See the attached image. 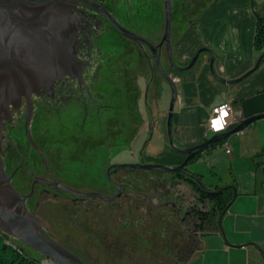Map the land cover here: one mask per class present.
Instances as JSON below:
<instances>
[{
  "label": "flooded vegetation",
  "instance_id": "obj_1",
  "mask_svg": "<svg viewBox=\"0 0 264 264\" xmlns=\"http://www.w3.org/2000/svg\"><path fill=\"white\" fill-rule=\"evenodd\" d=\"M94 1L106 14L94 10L90 2L87 5L80 1L72 8L78 26V60L73 75L63 76L51 85L45 84L40 89L41 92L33 95L31 128L33 138L42 152L32 147L28 138L25 126L27 102L23 97L21 106L11 109L12 117L4 118L6 131L3 130L5 136L1 150L3 168L6 174L11 176L13 186L22 194L29 193L35 179L39 178L33 194L27 198L28 207L36 211L49 235L80 258L92 264H187L202 251L204 238L210 233L209 212L213 207L212 202H202L195 190L194 193H186L182 188H173L179 182H186L174 177V172L170 175L164 174L169 182L162 181L157 188L155 183L153 188H144L136 185L139 176L136 168L115 169L113 166L117 164L114 158L126 151L135 158L132 160L134 163L172 161L165 156L154 157L148 154L150 147L157 146L158 150H161L159 148L165 144L173 150L168 127L169 110L160 109V112L155 114L147 104L146 90L143 91L139 87L138 92L135 85L128 87L133 77L139 83L142 76L144 80L148 78V82L153 76V82L157 73L163 80L156 57L153 56V47L146 41L137 42L130 39L112 20L155 46L161 39L152 40L142 33L143 23L140 22L144 21L139 19L136 13L140 15L152 7L159 8V5L163 6L165 13L164 0ZM218 2L220 1L172 0L173 17L176 15L183 21L176 28V38L172 44L178 57L179 50L184 54L188 45L185 39V21L188 20L187 24H194L196 20L208 14ZM190 38L192 37L188 39ZM207 47L212 49L210 45ZM165 48L166 45L163 44L159 49L161 63L174 78L181 71L170 65L171 63H168V68L163 64ZM133 55L137 58L136 62L139 63L143 75L130 74V67L124 58ZM214 57L213 50L212 59ZM180 60L184 65L190 62ZM105 72L113 77L112 85L109 83L107 86L104 83ZM77 74L81 75L78 77ZM157 99H160V96L153 99L156 109H159L160 101ZM132 105H135L136 109L131 110ZM216 106L218 105L214 107ZM133 112L137 119L129 120V114ZM37 115L41 119L35 124ZM46 119H53L58 129L60 125L67 127L69 137L78 148L93 147L95 151L100 150L101 154L109 150L108 141L99 139L102 135L113 130L118 134L123 130L124 124L130 127V131L132 127L135 129L132 130L133 134L131 133L126 148L116 151L112 156L110 154V158L105 154L108 158L104 162L109 163L105 170V179H100V184L89 186L90 189H83L61 181L51 169L50 160L53 157L43 149L33 133L38 123L43 125L41 121ZM92 136L98 141H92ZM174 141L177 145L181 143L176 136ZM89 142L91 144L87 146ZM118 142L120 141H116V145L112 147L118 146ZM200 142L197 141L191 146ZM131 146H137V149ZM27 147H30V151L37 152L36 157L26 155ZM177 154L179 157L171 163L179 164L186 157V154ZM185 168L188 169L187 166ZM29 177L32 180L27 188ZM111 178L123 185L120 195L112 200L103 196H78L56 188L53 184L59 180L65 185L83 189L82 191L114 196L117 187ZM111 260L113 262H110Z\"/></svg>",
  "mask_w": 264,
  "mask_h": 264
},
{
  "label": "crops",
  "instance_id": "obj_2",
  "mask_svg": "<svg viewBox=\"0 0 264 264\" xmlns=\"http://www.w3.org/2000/svg\"><path fill=\"white\" fill-rule=\"evenodd\" d=\"M219 1L200 20L186 24L185 39L188 45L184 54L179 50L182 60L188 59V55H193L203 45H210L215 53L211 60V55L206 52L193 71H188L183 77L181 73L174 77L179 88L173 130L184 144L181 146L185 147L205 140L207 119L215 105L225 102L233 105V116L227 130L237 126L241 119L264 113V60L256 70L238 82L229 83L214 75L216 73L221 78L232 80L241 77L255 65L260 55L255 48L245 45L233 48V44L225 47L224 41L228 37H237L240 30L236 25L242 28L238 17L249 13L250 5L256 0ZM259 1L255 2L254 9L256 13L262 12L264 15V0ZM226 25L231 28L229 34ZM255 26L256 17L254 33ZM212 35L216 38V45L210 43ZM168 146L165 144L159 148L161 150L157 146L150 147L148 154L165 156L174 162L179 155ZM227 147H230V153ZM201 158L202 163H212L216 168L215 174L221 175L220 184L207 185L209 188L234 185L238 192L223 219L227 238L222 235L220 227L217 229L211 223L202 251L187 264H264V117L215 144ZM221 164L225 170H222L224 166ZM211 181L214 178L210 177ZM176 187L195 192L188 182H179Z\"/></svg>",
  "mask_w": 264,
  "mask_h": 264
},
{
  "label": "water",
  "instance_id": "obj_3",
  "mask_svg": "<svg viewBox=\"0 0 264 264\" xmlns=\"http://www.w3.org/2000/svg\"><path fill=\"white\" fill-rule=\"evenodd\" d=\"M90 2L93 9L106 14L102 7L94 0H0V232L12 240H20L28 247L39 252L44 259L51 264H92L71 251L67 246L49 235L43 227V222L35 210L27 205V198L34 192V187L39 178L33 183L29 193L22 194L16 190L11 182V176L7 175L3 168L1 156L2 141L6 131L4 118L12 117V108L21 106L23 97L26 98L25 111L26 132L31 145L42 152V149L33 138L31 122L34 112V93L41 92L45 84H53L63 76L73 75L76 61L78 60V26L73 16L72 8L78 2ZM165 3V28L163 36L157 45H153L144 37L130 31L114 19V24L124 35L137 42L146 41L153 48V56L156 57L157 67L161 75L169 82L172 91V99L168 114V127L172 148L182 154H186L184 160L176 165L165 163H117L113 166L119 168H136L154 170L161 169L166 172H183L193 178L204 190L211 193H219L227 188L233 189V195L219 216V227L222 235L227 238L224 229V216L237 196V187L227 185L215 189L209 188L192 171L185 167L197 155L200 156L206 149L220 143L231 134L243 130L247 125L264 117V113L252 115L241 119L233 129L217 132L205 140L190 147L177 145L173 138L174 108L178 97V89L174 78L164 69L161 63L159 49L166 45L171 65L179 71L192 68L200 54L209 52L213 57V50L207 46L197 50L190 62L184 66H178L173 60V45L171 41L173 3L172 0H164ZM264 60V53L256 61L251 70L241 77L226 80L229 83L238 82L256 70ZM212 67V66H211ZM212 67V71H213ZM215 72V71H214ZM81 74H77L79 77ZM218 79L216 73L214 74ZM153 76L148 82L146 96ZM41 179V178H40ZM117 187L114 196L104 195L99 192H86L65 185L59 180L53 184L56 188L72 192L78 196H103L107 200L117 198L122 190V184L113 180ZM179 212V211H178ZM241 245V244H240ZM239 245V246H240ZM264 253V251H263Z\"/></svg>",
  "mask_w": 264,
  "mask_h": 264
},
{
  "label": "rangeland",
  "instance_id": "obj_4",
  "mask_svg": "<svg viewBox=\"0 0 264 264\" xmlns=\"http://www.w3.org/2000/svg\"><path fill=\"white\" fill-rule=\"evenodd\" d=\"M255 1V0H254ZM257 2L259 0H256ZM255 1V2H256ZM253 2V1H251ZM253 2L254 4L250 5L251 11L249 13H247L245 16L241 15L238 17V21L241 22L242 24V28L240 29L238 27V25H236V28L238 30H240V33L237 32V37L236 38H229L226 39L224 41V46L227 47L231 44H233V48H236L238 45H245L247 48L248 47H254V43H253V35H254V23H255V17L257 20V13L255 11L254 8H256V3ZM260 2V1H259ZM162 5H159V8L156 7H152V9H148L145 12H143L142 14L140 13L137 14L136 16L143 20L144 22H140V24L143 23V26L141 27L142 33L145 35H148V37L152 40H160L163 36L164 33V28H165V13L162 9ZM155 9V10H154ZM262 15V12H259ZM187 21H185V25L187 24ZM224 22V21H223ZM183 21L182 19H179V17H177L176 15L173 17L172 20V30H171V41L173 44V41L176 38V28L178 27V24H182ZM222 23V21L220 22V24ZM227 23V22H226ZM202 25H206V24H202ZM226 31L229 34V31L231 32V28L229 25H226ZM205 35V34H204ZM206 38V36H204ZM210 43L212 44H217L216 38L214 35H212L211 39H210ZM201 47H205L204 45ZM199 47V49L201 48ZM187 48V47H186ZM109 50H111L109 48ZM166 50V54L165 56H163V64L168 68V63H171L170 61V57L168 55V51L167 48H165ZM256 53H259V57L258 59L261 57L262 55V51L261 50H257L256 48L254 49ZM210 54V53H209ZM167 55V56H166ZM194 55V54H193ZM193 55H188V59H186V61L191 60V58L193 57ZM202 55H206V51L202 52ZM211 55V54H210ZM169 57V59H168ZM212 57V55H211ZM213 58V57H212ZM211 58V60H212ZM257 59V60H258ZM124 60L127 61V64L130 67V74H134L135 76L138 75L140 73V75H143L139 66V63H137V58L135 57V55L133 56H129V57H125ZM173 60L175 62V64L181 66L184 65V63L181 62V60L178 57L177 51L175 50L174 46H173ZM201 61V57L198 58L196 64L198 65ZM185 62V61H184ZM125 63V62H124ZM195 64V65H196ZM132 65V66H130ZM171 65V64H170ZM195 65L190 68L189 70L186 71H181V77H183L184 75H186V73L188 71H193L196 67ZM116 68V67H114ZM106 73V72H105ZM103 74L104 77V83L108 86V84L114 82L113 77H111L110 75H108L109 73ZM112 74V73H110ZM155 80L152 82L151 86H150V90L148 92V96H146V92H145V97L147 100V104L149 105L150 111L156 112L155 114H157V112H160V109L169 110L170 107V103H171V99H172V91H171V86L169 84V82L163 77V80L160 78V76L155 73ZM142 79L139 78V83H137L134 80L131 82L130 85H128V87H133L134 85L136 86V90L139 92V87H141V89L144 91L147 88L148 85V78H146L144 80V76L141 77ZM109 84V85H110ZM112 85V84H111ZM179 88V85L177 84V89ZM136 92V91H135ZM134 92V93H135ZM142 96V92H140L139 97ZM160 96V99H157L159 102V109H156V105L154 102V98H158ZM145 100V101H146ZM149 101V102H148ZM162 101V102H161ZM151 104V105H150ZM178 106V103L175 105V108ZM140 107L141 104H140ZM130 109L134 110L136 109L135 105L130 106ZM206 112L208 113L209 110L206 109ZM51 115V114H50ZM49 115V118H51ZM39 119V121H38ZM40 117L39 115L36 116V120H35V124L36 122H40ZM132 119H137V115H135V113H130L129 114V120ZM43 123V125L41 123H38L37 127H35V130L37 131V139L40 142V144L42 145L43 149L45 151H47V153L50 155V157L52 156L53 159L50 160V166L51 169L58 175V177L60 178V180L65 181L70 183L71 185L77 187V188H83V189H90L88 188L91 185H96V184H100V179H105V170L107 165H109L108 162H104L106 161L105 159L108 158V156L106 157L105 154L109 155V158L112 156V154H115L116 151L126 148V146L128 145V140L131 137V133L133 134L132 130L135 128H131L130 131V127H128V125L124 124L123 126V130H121V132H119L118 134L116 133V131H108L107 134L102 135V137H100V140H104L105 139L108 141V145H109V150H107V152H103L101 154L100 150L95 151V149L86 147V148H78L76 146V143H74L71 138L69 137L70 132L68 133V128L67 127H63V126H56V123L53 121V119H46L45 121H41ZM133 123V121H131ZM174 125V124H173ZM43 127V128H40ZM209 135H212V133H208L206 131V136L208 137ZM175 137L174 134V130H173V138ZM92 141H98L97 139H95L94 136L91 137ZM116 141H120L118 142V146H114L112 147V145H116L114 144ZM106 142V141H105ZM91 144V142H89L87 144V146ZM180 145H184L182 142L179 144ZM92 146H94V144L92 143ZM133 149L136 148L137 146H131ZM181 147H185V146H181ZM212 147V146H211ZM211 147H209L208 149H206L204 151L203 154L207 153L210 151ZM27 150L25 151L26 155L29 157V154L34 158L36 157V151H30V147L26 148ZM97 149V148H96ZM36 152V153H35ZM111 154V156H110ZM207 156V155H205ZM204 156V157H205ZM201 156H197L196 158H194L188 165V170L189 171H197L199 172V174L204 175V177H201L202 182L206 185H211V184H220V174H215L216 173V168L213 167L212 163L208 164L207 162H201ZM137 159V158H136ZM132 160H135V158L131 157V154H128V151L124 152V153H120L119 156H116L114 158V161L116 163H122L126 162V163H134ZM169 162V161H166ZM18 163V161L16 162ZM168 165H176L173 163H165ZM221 166H224L223 164H221ZM137 173H139L138 179H136V185L138 186H142V187H146V188H150V187H155L157 188L159 185H161V182H169L167 179H165L164 174L170 175L171 172H166L163 171L161 169H154V170H146V169H137ZM222 170H225V166L223 167ZM108 171V168H107ZM162 173V174H160ZM120 174V173H119ZM118 176V175H117ZM210 177L214 178V181L210 182ZM32 178L29 177L27 179V188L29 186V184L31 183ZM105 181V180H103ZM109 183V182H108ZM155 183V185H154ZM213 186V185H212ZM87 187V188H85ZM109 187V185H108ZM176 188L177 190L179 189V187H173ZM82 189V190H83ZM183 190V189H181ZM183 192L186 193H190L189 191H185L183 190ZM225 229V227H224ZM19 244H21V246H23L25 248L26 253H29L31 255H39V252L33 250L32 248L28 247L27 245H25L23 242H21L20 240ZM237 255V254H236ZM110 262H113L112 260Z\"/></svg>",
  "mask_w": 264,
  "mask_h": 264
},
{
  "label": "trees",
  "instance_id": "obj_5",
  "mask_svg": "<svg viewBox=\"0 0 264 264\" xmlns=\"http://www.w3.org/2000/svg\"><path fill=\"white\" fill-rule=\"evenodd\" d=\"M254 46L257 50H263L262 53H264V15H261L258 12L254 33ZM33 133L35 136L37 135V131L35 130V128L33 129ZM197 156H200V154ZM197 156H195L194 158H196ZM195 174L199 179H201V174ZM173 176L188 182L196 191V193L198 194V198L202 202H212L213 207L209 212V215L211 216L210 220L211 223H214L215 228L218 229L219 216L226 204L231 199L233 195V189L227 188L222 192L214 194L204 190L193 178L187 176L183 172H174ZM0 264H44V256L42 254H40L39 256L26 253L25 248L21 246V244H19V241H14L10 237L0 232Z\"/></svg>",
  "mask_w": 264,
  "mask_h": 264
},
{
  "label": "built area",
  "instance_id": "obj_6",
  "mask_svg": "<svg viewBox=\"0 0 264 264\" xmlns=\"http://www.w3.org/2000/svg\"><path fill=\"white\" fill-rule=\"evenodd\" d=\"M232 116L233 105L230 102H225L214 107L207 119L206 131L210 134L226 131L230 125ZM227 152H231L230 147H227ZM44 264L51 263L44 259Z\"/></svg>",
  "mask_w": 264,
  "mask_h": 264
},
{
  "label": "snow or ice",
  "instance_id": "obj_7",
  "mask_svg": "<svg viewBox=\"0 0 264 264\" xmlns=\"http://www.w3.org/2000/svg\"><path fill=\"white\" fill-rule=\"evenodd\" d=\"M226 115V114H225Z\"/></svg>",
  "mask_w": 264,
  "mask_h": 264
}]
</instances>
